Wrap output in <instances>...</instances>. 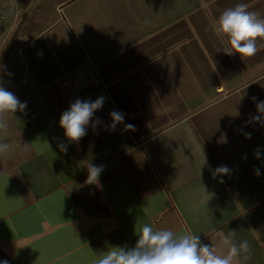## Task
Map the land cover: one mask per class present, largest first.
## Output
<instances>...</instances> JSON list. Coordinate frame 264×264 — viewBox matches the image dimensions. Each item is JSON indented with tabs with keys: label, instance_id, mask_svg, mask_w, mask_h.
I'll use <instances>...</instances> for the list:
<instances>
[{
	"label": "crops",
	"instance_id": "0c3cea01",
	"mask_svg": "<svg viewBox=\"0 0 264 264\" xmlns=\"http://www.w3.org/2000/svg\"><path fill=\"white\" fill-rule=\"evenodd\" d=\"M240 2L264 14V0H0V83L26 103L0 112V249L17 264H96L150 223L212 240L217 255L234 230L250 256L233 264H264L252 99L264 100V40L241 60L218 52L227 40L212 27ZM100 96L99 124L68 141L61 113ZM113 110L124 121L110 130ZM90 162L104 166L99 184L85 183Z\"/></svg>",
	"mask_w": 264,
	"mask_h": 264
},
{
	"label": "clouds",
	"instance_id": "9594fccd",
	"mask_svg": "<svg viewBox=\"0 0 264 264\" xmlns=\"http://www.w3.org/2000/svg\"><path fill=\"white\" fill-rule=\"evenodd\" d=\"M212 27L214 32L222 33L227 40L218 52L222 51L230 57L239 54L241 60L254 56L259 50L258 42L264 40V14L259 10H250L243 2L224 9ZM4 67L0 64V71ZM252 99L256 101V109L260 114L253 119L259 121L264 116V100H258L256 97ZM104 100L105 98L100 96L95 100L77 98L70 102L59 118V126L68 141H79L87 134L90 125L95 128L99 124L100 119L95 117V114L102 108ZM25 107V102H21L0 83V112L15 113L17 110L23 111ZM109 115L111 124L107 127L110 130H114L117 124L124 121V114L118 110L111 111ZM0 127H4L3 122H0ZM125 127L133 128L130 124ZM57 147L64 153L68 150L63 142ZM7 148L6 143H0V152ZM254 155L260 159L262 153L255 151ZM86 168L88 177L85 183L99 184V176L104 166L90 162ZM254 171L257 176L261 174L259 168ZM229 173L230 169L226 165L218 166L212 172L214 177H220V182H223V177ZM234 236L235 231L231 230L222 238V243L228 247V251L225 255H217L212 240L211 243H203L200 236L190 233L177 235L172 230L144 223L133 246H110L99 255L96 264H233L236 257H241L246 262L250 256L249 242L242 240L237 243ZM0 264L9 262L0 259Z\"/></svg>",
	"mask_w": 264,
	"mask_h": 264
},
{
	"label": "trees",
	"instance_id": "16d2710c",
	"mask_svg": "<svg viewBox=\"0 0 264 264\" xmlns=\"http://www.w3.org/2000/svg\"><path fill=\"white\" fill-rule=\"evenodd\" d=\"M16 33H17V32H15V33L9 38V40L6 42V45H5V47L3 48V51H2L3 54L10 50V48H11L10 46L12 45V43H13L14 40H15V34H16ZM2 62H3V59H2V60L0 59V64H1ZM0 259L7 260V261L9 262V264H17L16 261H14L13 258H12L10 255H8L6 252H4L2 249H0Z\"/></svg>",
	"mask_w": 264,
	"mask_h": 264
},
{
	"label": "built area",
	"instance_id": "2783aa9c",
	"mask_svg": "<svg viewBox=\"0 0 264 264\" xmlns=\"http://www.w3.org/2000/svg\"><path fill=\"white\" fill-rule=\"evenodd\" d=\"M3 20H4V17L1 16L0 17V31L2 29ZM10 88H11L12 91H16L15 88H13V87H10Z\"/></svg>",
	"mask_w": 264,
	"mask_h": 264
}]
</instances>
